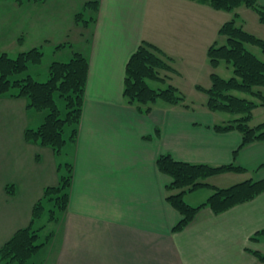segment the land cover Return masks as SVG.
Segmentation results:
<instances>
[{"label":"crops","instance_id":"0c3cea01","mask_svg":"<svg viewBox=\"0 0 264 264\" xmlns=\"http://www.w3.org/2000/svg\"><path fill=\"white\" fill-rule=\"evenodd\" d=\"M71 1L27 0L20 5L29 7L26 10L0 11V54L22 48L27 38L32 49L71 44L57 53L68 61L80 52L90 62L82 120L76 141L67 140L65 163L52 149L25 138L26 130L44 123L46 113L30 109L24 98H0V249L30 226L44 190L57 186L71 164L67 211L58 231L46 241L39 239L44 245L32 264H257L248 249L264 254V242L251 241L264 228V193L222 214L203 208L189 226L175 232L181 216L167 202L170 179L158 170L157 160L170 154L193 164L236 163L245 168L244 173L207 181L228 188L264 179V141L235 154L242 135L213 129L233 118L218 123L204 103L187 108L158 102L144 114L124 97L127 63L146 41L172 58L176 70L166 82L152 81L156 86L151 87L172 85L187 103L188 96H203L207 103V95L197 86L210 88L211 75L221 66L213 69L208 50L219 43L227 18L192 0H79L71 8L99 2L96 22L85 28L75 22L78 7L69 8ZM258 1L264 6V0ZM66 7L73 20L61 25ZM252 12V19L259 22ZM213 20H222V25L213 29ZM258 30L263 32L264 24ZM261 109L264 106L253 116H264ZM213 179L217 182H210ZM201 189L207 190V199L196 203L200 205L213 194L211 188Z\"/></svg>","mask_w":264,"mask_h":264},{"label":"trees","instance_id":"16d2710c","mask_svg":"<svg viewBox=\"0 0 264 264\" xmlns=\"http://www.w3.org/2000/svg\"><path fill=\"white\" fill-rule=\"evenodd\" d=\"M15 1L24 3V0ZM192 1L224 12H236L241 7H246L254 11L259 17V22L264 24V6L258 0ZM98 11L99 2L89 1L84 11L76 15L75 22L86 28L96 22ZM236 17H239L238 13ZM219 34L226 37L227 42L225 45L214 44L209 48L210 64L213 69H217L224 62L232 66L234 76L225 79L213 72L211 87L207 89L197 86V90L207 95L206 106L211 112L227 113L235 117L225 124L215 125L213 129L218 133L237 131L242 135V143L235 152L237 154L239 150L253 143L264 141V122L257 126L250 125L254 111L264 106V61L248 47H259L264 54V40L238 26L236 19L225 23ZM66 46L72 48L71 44H63L57 46V49ZM44 57L45 53L40 47L22 52L15 58L1 53L0 98H24L30 109L45 112L44 123L37 129L26 130L25 138L28 142L39 143L52 149L56 155H61L67 144V127L71 128L70 140L76 141L83 115L90 62L87 56L80 52H75L68 61H53L48 67L49 78L43 82L30 74V69L42 65ZM172 61L173 59L156 45L142 42L126 67L124 97L128 103L144 114L150 113L152 107L160 100L188 108L187 97L176 87L170 85L164 89H154L150 85L151 81L166 82L170 73H176ZM238 94H246L249 97ZM57 96L65 102L64 115ZM157 168L170 179L167 185V202L181 216L179 223L173 228L175 232L183 231L189 226L203 208L211 209L214 214H222L264 193V179L248 180L228 188H218L207 182L217 175L246 172L245 168L236 163L220 166L193 164L179 161L170 154H163L157 160ZM67 169L58 186H50L44 190L42 199L33 208L30 226L17 231L0 249V263L28 264L43 247L44 244L40 243L39 239L44 226L39 229L34 226L45 213L44 202L52 203L55 208L50 210V221L59 220L56 217L57 211L61 215L67 211L73 177L72 165H67ZM205 187L213 190V194L205 203L194 207L185 201L186 193ZM7 189L9 194L14 193L13 188ZM251 241L264 242V228L256 232ZM248 251L257 257V264H264L262 252L250 249Z\"/></svg>","mask_w":264,"mask_h":264},{"label":"rangeland","instance_id":"374dc122","mask_svg":"<svg viewBox=\"0 0 264 264\" xmlns=\"http://www.w3.org/2000/svg\"><path fill=\"white\" fill-rule=\"evenodd\" d=\"M77 1H79V0H72L68 4V7L71 8L72 5L74 3H76ZM77 3H79V2H77ZM25 4H27V0H24V3L23 4H20V3H18L15 0H0V11L2 10L4 12L9 13L12 10H15L17 8H20V10H24V9L26 10L29 7H27V6L21 7L20 6V5H25ZM79 5L80 4H78V6H77L75 4V6H74V8L75 7H78V10L76 12H74L76 14L84 11L83 10L84 7L82 9V7L79 6ZM74 8H71V9H74ZM66 9H67V7H66ZM67 10H68V12L65 14V17L62 18L61 25H65L67 22L69 23L70 21L73 20V16L71 17V11L69 9H67ZM215 12H219L221 14L220 16L226 17L227 18V22L228 21H231L232 19H236V22H237V25L238 26L239 25L241 26V25L244 24V26H245L244 29H246L249 32L252 31L257 37H259V38H261V39L264 40V31L261 32V33L259 32L258 28L260 26V23L257 21V19H252L251 16L254 13L252 11H250V9L248 10V9H246V7H241L236 12H224V11H217V10ZM236 13H239L240 14V17H236ZM87 19H89V16H87ZM220 25H222V20H220V21L213 20L212 21V27H213V29H216V27L217 26H220ZM81 26H83V25L81 24ZM217 40L219 41L218 45H224V44H226L227 38L224 37V36H222V35L221 36L219 35V37H218ZM31 41L32 40H29L28 41L27 38H26V41L24 42L22 48H20L21 46H19V48L10 49V50H8L7 54L9 56L15 58V57L18 56V54L22 53L21 51L26 52L25 49H28V51H29V49L31 50L32 48L28 44ZM248 47H249V49L253 53H255L261 60L264 61V54H263V52L261 51V49L259 47L252 46V45H249ZM40 48H42V47H40ZM20 49H22V50H20ZM42 50L45 53L44 61H43L42 65H40V66H33L30 69V74H32L37 80L44 82V81H47L48 78H49V75H48V67L50 66V64L53 61H56V59H59V61H61V60L66 61L65 60L66 58H65V56H62L60 53H57V46L47 45V46H44L42 48ZM233 72L234 71H233L232 66L227 65L224 62L221 64V66L219 67V69L216 71L217 74H219L221 77H223L225 79H229V78L233 77L234 76V73ZM150 84L151 85L153 84L152 81L150 82ZM152 86H156V85L153 84ZM238 95L245 96V97H249L246 94H238ZM203 98H204L203 96H200V97H196V96L189 97L188 96V104L190 105V104L195 103L198 106H203V103H204L205 108H207V106L205 104L206 101ZM57 101H58L59 106L61 107V109H63L62 111H63V115H64L65 112H66V110H64L65 109V102L61 98H59L58 96H57ZM159 103L162 104V106H164V107L169 106V105H167L166 102L161 101V100L159 101ZM180 107H182V106H180ZM258 112H264V109H261ZM261 114L262 113H260V115L253 116V119H252L250 125L257 126V125L263 123L264 122V116L261 115ZM215 116H216L215 118L217 119V122L218 123H222V121L235 118L232 115H229L227 113H222V112L215 113ZM70 132H71L70 127H67L66 132H65V138L67 140L69 139V137L71 135ZM67 156H68V151H67V146H66L63 149L61 155H58L59 162L65 163L66 162L65 159L68 158ZM67 165H69V164H67ZM62 169H63L62 170L63 172H61V173H65V169L66 168L63 166ZM67 171H68V169H67ZM214 180H217V179H213L212 181L210 180V182H217V181H214ZM71 181H72V179H71ZM207 181H209V180H207ZM225 183H228V182L225 181ZM206 193H207V190L206 189H200V190L195 191V192L194 191L193 192H189L188 193V196L185 197V200H186V202L187 201H191V203H193L191 205H194V207H197L200 204H196V203H200L201 201L207 199L206 198L207 196L205 195ZM44 206H45V213L43 214V216H42L41 219H39V220L36 221L35 226H34L35 229H37L40 226L41 227L42 226H45V228L42 230V233L40 234V239H41L40 241H44L47 236L52 235V233L58 231V222H59L60 218L63 215V214L62 215L59 214V212L57 211L56 217L59 220H54L53 219L52 221H50V210L55 209V208H53L52 203H49V202H44ZM36 258L34 257V259H32V261L29 262V264H32L33 261L36 260ZM3 264H5V263H3Z\"/></svg>","mask_w":264,"mask_h":264}]
</instances>
